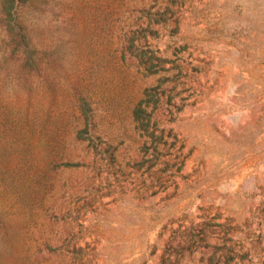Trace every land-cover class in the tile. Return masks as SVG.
<instances>
[{
  "label": "rangeland",
  "instance_id": "374dc122",
  "mask_svg": "<svg viewBox=\"0 0 264 264\" xmlns=\"http://www.w3.org/2000/svg\"><path fill=\"white\" fill-rule=\"evenodd\" d=\"M0 264H264V0H0Z\"/></svg>",
  "mask_w": 264,
  "mask_h": 264
}]
</instances>
